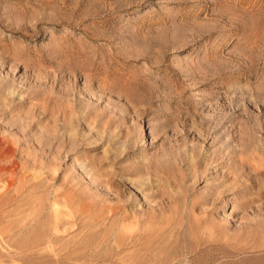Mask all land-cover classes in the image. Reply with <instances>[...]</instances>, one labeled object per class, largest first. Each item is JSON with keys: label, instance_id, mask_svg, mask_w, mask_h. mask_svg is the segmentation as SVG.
<instances>
[{"label": "rangeland", "instance_id": "rangeland-1", "mask_svg": "<svg viewBox=\"0 0 264 264\" xmlns=\"http://www.w3.org/2000/svg\"><path fill=\"white\" fill-rule=\"evenodd\" d=\"M0 264H264V0H0Z\"/></svg>", "mask_w": 264, "mask_h": 264}]
</instances>
